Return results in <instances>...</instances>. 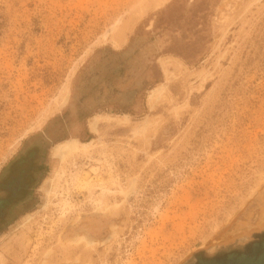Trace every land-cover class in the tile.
Instances as JSON below:
<instances>
[{
    "label": "rangeland",
    "instance_id": "obj_1",
    "mask_svg": "<svg viewBox=\"0 0 264 264\" xmlns=\"http://www.w3.org/2000/svg\"><path fill=\"white\" fill-rule=\"evenodd\" d=\"M44 133L36 205L0 233V264L228 247L264 207V0H0V172Z\"/></svg>",
    "mask_w": 264,
    "mask_h": 264
},
{
    "label": "flooded vegetation",
    "instance_id": "obj_2",
    "mask_svg": "<svg viewBox=\"0 0 264 264\" xmlns=\"http://www.w3.org/2000/svg\"><path fill=\"white\" fill-rule=\"evenodd\" d=\"M46 136V139H45ZM48 133L28 141L0 172V233L16 224L36 204L35 190L43 172ZM255 203L241 217V234L228 247L216 248L206 259L188 264H264V207Z\"/></svg>",
    "mask_w": 264,
    "mask_h": 264
},
{
    "label": "bare ground",
    "instance_id": "obj_3",
    "mask_svg": "<svg viewBox=\"0 0 264 264\" xmlns=\"http://www.w3.org/2000/svg\"><path fill=\"white\" fill-rule=\"evenodd\" d=\"M95 122L96 119L91 120V122L88 123L89 131L94 133L95 131ZM74 149V143L72 142H63V143H57L52 148V157L54 158H64L68 153H70Z\"/></svg>",
    "mask_w": 264,
    "mask_h": 264
}]
</instances>
